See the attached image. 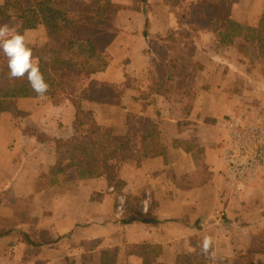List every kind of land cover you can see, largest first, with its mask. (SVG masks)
Listing matches in <instances>:
<instances>
[{
  "label": "crops",
  "instance_id": "1",
  "mask_svg": "<svg viewBox=\"0 0 264 264\" xmlns=\"http://www.w3.org/2000/svg\"><path fill=\"white\" fill-rule=\"evenodd\" d=\"M110 1L129 14L123 27L105 29L114 30L107 50L119 70L104 77L126 81L122 104L96 100L101 90H58L0 114V264H102L108 249L143 243L156 244L158 253L138 264H201L205 235L217 257H205L206 264H264V250L249 247L264 237V163L237 180L230 157L242 144L254 154L253 115L264 113V102L258 110L249 98L239 104L242 39H216L228 20L257 24L264 0ZM180 5L192 8L193 21L213 23L211 42L202 46L206 31L194 25L186 36L173 27L171 13ZM127 37L143 43L139 55H131ZM185 39L206 54L192 71L163 51L175 53ZM79 111L93 113L116 144L137 152L141 131L149 130L160 149L102 175L104 150L103 164L72 152L88 139ZM146 192L151 202L142 214Z\"/></svg>",
  "mask_w": 264,
  "mask_h": 264
},
{
  "label": "trees",
  "instance_id": "2",
  "mask_svg": "<svg viewBox=\"0 0 264 264\" xmlns=\"http://www.w3.org/2000/svg\"><path fill=\"white\" fill-rule=\"evenodd\" d=\"M124 11V6L110 0H0V24L9 23L24 36L27 30L32 29L43 33L45 40L39 47H29L49 84L48 92L77 91L94 96L101 90L102 97L96 100L105 98L109 103L122 104L126 81L110 79L104 74L119 70L117 63L109 65L112 54L107 50L108 40L115 35L114 30L107 33L105 29L123 27ZM223 34H228L227 38L242 39L241 50L248 64L264 63V12L256 27L228 20L218 36ZM7 73V58L3 56L0 60V114L11 113L18 106L26 108L33 105L35 100L32 98L40 100L26 77L10 83ZM68 81H75V88ZM25 111L20 112L24 114ZM77 122L85 126L83 130L87 132L88 139L73 144L72 152L80 149L95 158V163L103 164L98 157L104 150L102 175H115L121 164L135 159L140 162L150 152L160 149L156 137L149 130L141 131L142 146L135 152L127 144L114 143L111 133L95 124L93 113L79 111ZM157 250L156 244L149 243L129 245L126 249L110 248L105 251L102 264H138L139 259L154 260ZM201 260V264H206L204 255Z\"/></svg>",
  "mask_w": 264,
  "mask_h": 264
},
{
  "label": "rangeland",
  "instance_id": "3",
  "mask_svg": "<svg viewBox=\"0 0 264 264\" xmlns=\"http://www.w3.org/2000/svg\"><path fill=\"white\" fill-rule=\"evenodd\" d=\"M212 0H208L207 3H209ZM219 1V0H218ZM181 4V3H180ZM204 4L201 3H197V8L201 7V9H203ZM192 11V8L189 6H187V9L183 10L182 6L180 5V8H175V10L171 13L172 18H174V23H173V27L179 32V33H185L182 34L184 36H186L187 34V27L190 25H194L197 28H200V30H205L206 32L203 33V43L202 46L206 45L205 43L207 42H211V31L213 32V23L207 18V17H201L198 18L196 20H192V15L189 17V13ZM197 11H199V9H197ZM193 12V11H192ZM264 12V11H263ZM127 14V12H124ZM125 15V14H123ZM133 16L130 14V17ZM262 17V16H261ZM260 17V20H261ZM259 20V22H260ZM182 22L183 25H179V23L177 22ZM259 22H257V24L255 25H251L248 23H239L242 25H248V26H253L256 27L258 26ZM191 23V24H189ZM212 28V29H211ZM134 29V28H133ZM69 32V31H66ZM228 34H223L221 36H216V39L219 40V38L221 39V41L223 42V40H229L230 38H227ZM234 38V37H233ZM25 39L26 42L28 44V46L31 47H39V45L41 44V42H43L45 40V37L43 35L42 32H39L37 29H32V30H27L25 32ZM185 42H188V45H180L177 47V51L174 53L172 50H168L166 48L163 49V51L166 52V55L168 56H179L180 60L185 63L187 65V67L185 68L188 71H192L193 70V66L195 64V62L199 59H204L206 54H205V50L201 49V51L199 49H197L196 47H194L191 42L188 39H185ZM124 44L126 46L129 47V50L131 52V55H139L140 51L143 48V43H141V41H137L135 37H127V39L124 41ZM241 46H242V42L240 43V52L242 55H244L242 53L241 50ZM203 48V47H202ZM162 51V49H161ZM245 57V55H244ZM246 58V57H245ZM3 59V54L0 53V60ZM197 59V60H196ZM247 59V58H246ZM257 65H253V64H248L247 61H241V64L239 66V71H242L243 74V78L240 77L239 81L236 82L237 87L239 88L240 92L239 94L242 95L241 98H238V102L239 104H248V98L250 99L249 101L252 102V104L254 105L255 110L258 107H262L263 106V95H264V63L262 64H258L255 63ZM251 79H254V81L251 82ZM70 86L75 88V81H68ZM245 88V90H243ZM76 94V91H73ZM79 95H89L87 92L83 93V94H79ZM258 110V109H257ZM245 115L247 117L248 114L245 113ZM243 114V117L245 116ZM253 117L256 119V121H259V123H252V125L254 127L257 128L256 131V135L258 136L259 134H261L262 132H264V130L258 129L262 126H264V113H261L259 111V113H255V115H253ZM249 119L245 120L248 121ZM250 121H252L250 119ZM253 122V121H252ZM246 125H249V123H246ZM246 131V130H245ZM256 136V137H257ZM253 149L255 151H257L256 153H260L258 152L259 149H261L262 145L256 141V143L252 146ZM245 181V179H244ZM251 250H264V237L259 238V239H254L253 242L250 243L249 245Z\"/></svg>",
  "mask_w": 264,
  "mask_h": 264
},
{
  "label": "clouds",
  "instance_id": "4",
  "mask_svg": "<svg viewBox=\"0 0 264 264\" xmlns=\"http://www.w3.org/2000/svg\"><path fill=\"white\" fill-rule=\"evenodd\" d=\"M0 53L7 58V79L10 83L26 77L37 98H47L49 84L45 81L38 60L33 58L32 48L28 46L25 36L9 23L0 24ZM150 202V193L146 192L145 199L139 205L142 214L148 213ZM198 247L202 255L216 261L212 236L205 235Z\"/></svg>",
  "mask_w": 264,
  "mask_h": 264
},
{
  "label": "built area",
  "instance_id": "5",
  "mask_svg": "<svg viewBox=\"0 0 264 264\" xmlns=\"http://www.w3.org/2000/svg\"><path fill=\"white\" fill-rule=\"evenodd\" d=\"M256 141L262 145L261 149L258 150L260 153L254 151V154H251V148L246 144H242L238 152L234 151L230 155L233 158L232 176H234V179L241 180L248 173H251L252 168L264 163V132L256 137Z\"/></svg>",
  "mask_w": 264,
  "mask_h": 264
}]
</instances>
